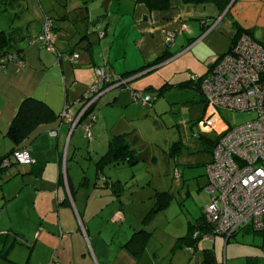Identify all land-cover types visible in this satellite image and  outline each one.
Returning <instances> with one entry per match:
<instances>
[{
    "label": "crops",
    "instance_id": "obj_1",
    "mask_svg": "<svg viewBox=\"0 0 264 264\" xmlns=\"http://www.w3.org/2000/svg\"><path fill=\"white\" fill-rule=\"evenodd\" d=\"M79 1L81 7L69 9L62 0L60 18L54 19L41 0H25L28 28L15 46L22 57L0 69V159L13 150L6 134L24 100L40 101L54 115L17 147H28L34 163L0 171V264H153L148 239L143 249L137 242L126 247L146 227L144 211L132 213L121 182L108 181L98 170L111 140L126 136L109 132L107 115L129 113L137 92L131 84L157 70L175 71L178 61L195 78L205 76L231 49L238 29L264 45V0H231L223 11L214 3L182 0H169L168 10L149 11L136 0H110L107 12L104 0ZM47 18L53 20L54 52L38 39ZM74 52L79 58L70 61L67 55ZM166 53L168 59L139 71ZM101 66L119 76L136 74L128 77V87L108 88L97 99V120L84 146L83 130H71L60 115L67 104L78 112Z\"/></svg>",
    "mask_w": 264,
    "mask_h": 264
},
{
    "label": "rangeland",
    "instance_id": "obj_2",
    "mask_svg": "<svg viewBox=\"0 0 264 264\" xmlns=\"http://www.w3.org/2000/svg\"><path fill=\"white\" fill-rule=\"evenodd\" d=\"M41 1L45 13L54 19L60 18L63 2L69 9L83 5L79 0ZM7 13H0V27L8 23ZM27 18L23 15L14 25L26 26ZM175 66L174 72L164 75L163 70H157L131 84L137 92L155 98L152 107L134 102L127 109L131 114L120 111L107 115L109 132L126 133L136 161L133 165L106 166L102 172L108 181L121 182L122 195L132 204V213L136 208L142 214L144 211L142 221L150 235L147 249L153 264H201L207 250L214 256L212 264H264V235L249 229L239 231L229 242L221 235L211 238L206 234L196 249L188 250L185 244L178 246V240L187 234L188 223L202 216L210 200L204 190L206 163L213 151L209 142L215 143L225 129L246 124L256 115L232 111H222L219 118L211 115L205 110L203 97L190 84L196 72L182 69V61ZM83 139L86 146L87 139ZM157 193H166L169 205L151 214L157 207Z\"/></svg>",
    "mask_w": 264,
    "mask_h": 264
},
{
    "label": "built area",
    "instance_id": "obj_3",
    "mask_svg": "<svg viewBox=\"0 0 264 264\" xmlns=\"http://www.w3.org/2000/svg\"><path fill=\"white\" fill-rule=\"evenodd\" d=\"M51 28L47 18L38 39L54 52ZM173 39L174 34L167 33L166 43L171 44ZM67 56L70 61L79 58L75 52ZM94 73L96 84L82 95L78 112L72 113L67 104L60 115L70 123L71 130L81 128L87 139L91 138V126L97 120L93 108L97 99L108 88L121 86L129 79L115 75L106 67H96ZM192 81L200 82L205 110L211 115L219 118L222 111L256 115L246 124L228 127L216 138L212 159L206 165L205 191L210 201L202 216L211 226L207 236L221 235L228 239L243 229L264 235V45L249 34L240 33L211 70L201 80L193 76ZM132 99L149 108L155 100L141 92H134ZM11 162L34 163L26 147L14 150L10 160H4L1 166H9ZM117 216L121 218V213ZM198 235L195 232L193 238Z\"/></svg>",
    "mask_w": 264,
    "mask_h": 264
},
{
    "label": "trees",
    "instance_id": "obj_4",
    "mask_svg": "<svg viewBox=\"0 0 264 264\" xmlns=\"http://www.w3.org/2000/svg\"><path fill=\"white\" fill-rule=\"evenodd\" d=\"M119 1V0H111ZM138 3H143L149 11H165L169 8V0H136ZM185 4H207L214 3L220 11H223L225 7L231 2V0H182ZM25 0H0V13L9 12L10 18L6 27H0V69L4 66V63L9 60H15L22 57V50L18 47H15L17 43L25 39L24 33L28 28L26 26H15L14 22L20 20L23 15H27V10L25 6ZM50 19V18H49ZM52 26L53 20L50 19ZM52 30V28H51ZM241 32L237 30V35ZM247 33V32H246ZM248 34V33H247ZM235 40V39H234ZM30 41V40H29ZM170 57L169 53L162 55L160 58L141 68L139 71L142 72L145 68H149L163 62L164 60ZM102 67V66H101ZM105 67V66H103ZM132 74L122 75L121 77L127 78ZM202 78V77H201ZM198 78V80H201ZM190 84L194 85L196 90L201 94L200 91V82L190 80ZM158 92V95H160ZM155 100L153 101V103ZM54 115L52 112L44 105L42 102L34 99H26L20 105L17 115L11 123L8 132L6 134L7 138L13 143L14 147L10 154L0 159V171L5 170L8 167L17 165L14 162H11L9 166H1L4 160H10L11 154L14 150L18 149L17 147L26 140L31 133L40 125L41 123H48L53 120ZM208 141V140H207ZM209 142V141H208ZM216 143V142H215ZM214 142H209V145L215 146ZM24 148V147H23ZM28 148V147H26ZM134 151L130 150V145L126 142L125 135H120L114 137L110 142V150L106 154V157L101 159L98 164V170H102L106 165H133L136 161V158L133 156ZM155 199L157 202V207L152 210L151 214L157 213L161 208L167 207L169 205V199L166 193H157L155 194ZM211 231V226L206 224L203 216L196 219L193 223H188L187 234L178 240V246L181 247L182 244H185L187 247H192L196 249L198 241L203 237V235L208 234ZM144 232L146 234H144ZM195 232H198V236L193 238ZM142 235V238L140 237ZM149 233L145 230L133 234L129 242L126 244V247H129L131 244L140 243L141 249L145 246V240L148 239ZM233 235L232 237H234ZM231 237V238H232ZM141 238V240H139ZM231 238L226 239V242H229ZM204 259L201 264H212L214 260L213 254L207 250L204 251Z\"/></svg>",
    "mask_w": 264,
    "mask_h": 264
},
{
    "label": "water",
    "instance_id": "obj_5",
    "mask_svg": "<svg viewBox=\"0 0 264 264\" xmlns=\"http://www.w3.org/2000/svg\"><path fill=\"white\" fill-rule=\"evenodd\" d=\"M110 0H104V3H103V10L105 12H107V7H108V4H109ZM151 70V69H150ZM131 80H133V78L131 79H128L127 81H125L121 86H118V87H128V84L129 82H131ZM118 87H115V88H118Z\"/></svg>",
    "mask_w": 264,
    "mask_h": 264
}]
</instances>
